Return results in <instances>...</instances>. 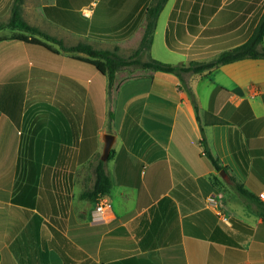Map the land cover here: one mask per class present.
I'll use <instances>...</instances> for the list:
<instances>
[{
  "label": "crops",
  "instance_id": "0c3cea01",
  "mask_svg": "<svg viewBox=\"0 0 264 264\" xmlns=\"http://www.w3.org/2000/svg\"><path fill=\"white\" fill-rule=\"evenodd\" d=\"M13 2L0 0V23ZM152 3L25 0L22 16L63 44L102 39L104 49L130 57ZM263 12L264 0H167L141 59L213 60L245 43ZM12 34L6 28L0 38ZM0 57L15 59L0 73L27 89V45L8 38ZM59 72L87 89L82 108L79 94L60 86L53 117L43 100H30L27 119L10 110L17 103L0 100V264H264V59L190 76L200 121L175 74L119 71L111 108L108 78L95 67L72 59ZM201 126L224 169L206 156ZM107 133L115 153L103 161ZM100 161L113 180L101 215L84 197Z\"/></svg>",
  "mask_w": 264,
  "mask_h": 264
},
{
  "label": "trees",
  "instance_id": "16d2710c",
  "mask_svg": "<svg viewBox=\"0 0 264 264\" xmlns=\"http://www.w3.org/2000/svg\"><path fill=\"white\" fill-rule=\"evenodd\" d=\"M25 0H14L12 8H11V16L8 22L0 23V31L3 29H10L13 34L9 37H1L0 42L10 38L13 40L21 41L29 46L31 56L33 60L36 61L37 64L44 63L46 65H54L56 63L50 61L51 58L57 57L60 59L61 51L52 47L48 42H53L58 44L61 49L64 51L77 52L86 54L87 57L79 58L75 57V60L87 63L95 67V69L102 74L103 76L108 78V91L109 95L112 96L113 87L115 85L116 75L119 71L125 69H143V70H151V71H161L166 73L175 74L181 84L179 88L185 90L189 95L198 121H200L199 116V106L197 104L195 95L191 89L189 78L192 75H201L206 72H210L220 66L234 63L240 60L245 59H264V12L262 17L255 28L253 34L250 38L243 44L235 46L231 49H226L222 51L216 58L210 61L205 62H197L191 61L188 65H174L171 63L162 62L156 59H148L142 60L141 55L143 53H148L152 42H153V34L157 25V20L160 12L164 8L167 0H153V3L147 9V26L145 30L144 37L138 47L137 50L133 52L130 57H123L117 51H109L104 49H95L93 46L89 44L80 43L78 45L72 47H65L61 41L56 39L55 37L41 31L35 26L30 25L26 22L22 16V7ZM45 12L47 16L53 20H56V15L54 14V10L51 7H46ZM37 35L41 36L38 38ZM169 47L173 50L177 51H186L185 49H179L176 46L169 43ZM74 59V58H72ZM41 60V61H40ZM57 62V60H55ZM37 64H34L36 66ZM57 65V64H56ZM33 66V67H34ZM36 67L33 68L32 74L35 76ZM39 81L34 80L32 84L29 83L30 92L35 90V85ZM51 84V83H50ZM62 88H65L68 91H76L74 93L77 95L78 100L80 102L81 108L84 103L86 92L82 90L81 84L75 81L74 79L61 75L59 83L57 84ZM60 94V91L57 90L56 93H50L51 97L47 99H43L45 102H50L52 106L56 108L57 105V94ZM111 93V94H110ZM33 95V94H32ZM55 98L56 100H54ZM114 118V114L110 112L111 121ZM222 124L223 121L215 120L212 124ZM202 137L200 139L201 145L204 148V152L206 156L211 160L213 166L217 171L224 169L220 163L219 159L213 155L211 152L207 138L205 135L204 128L201 126ZM114 149L111 150L110 156L108 160L112 159L114 156ZM113 187V180L105 169V163L100 161L95 169V183L93 188L85 193L84 197L86 199L92 201H98V199L108 196ZM68 243L72 246L69 241ZM75 247V246H74ZM76 248V247H75Z\"/></svg>",
  "mask_w": 264,
  "mask_h": 264
},
{
  "label": "rangeland",
  "instance_id": "374dc122",
  "mask_svg": "<svg viewBox=\"0 0 264 264\" xmlns=\"http://www.w3.org/2000/svg\"><path fill=\"white\" fill-rule=\"evenodd\" d=\"M26 22H28V21H26ZM38 27L44 28L43 25H39V21L37 23V28ZM45 30H47V29L45 28ZM48 31L49 30H47V32ZM49 32L51 33L52 31H49ZM4 33L7 35L10 32L6 31ZM37 37L44 40L39 35H37ZM65 42H66V39H65ZM48 43L52 47H54L55 49L61 51V57H60V59L57 57L51 58L50 61L56 63L57 65L56 64L46 65L44 63L37 64L36 61L33 60V58H32L33 66H34V64H37L36 66L32 67V71H33V68L36 67V69H37L36 72L38 71V73H36L35 76H33V74L31 73L30 84H32L34 80L39 81L35 85L36 92H34V91L30 92V88L28 86H27V89H24L23 83L21 84L20 80L17 79L16 77H8V75L0 73V100L2 101L3 99H9L10 102L17 103L16 104L17 107L12 108L10 110L13 111V114L17 115L16 117L18 119H20V117H22L23 115H26L27 116L26 119H27L29 117V115L34 111V108L31 104V101H41L43 99H47L48 97H51L50 96L51 91L54 93L57 92V90L59 88V85H57V84L59 83V80L61 78L59 70L61 68H63L64 70H65V68H70L72 58H74V60H75L76 59L75 57H79L78 55H83L84 57H87V55L83 54V53L64 51L56 43H53V42H48ZM83 44H87V43H83ZM63 45L65 47H72L73 46L70 43H65ZM104 46H105V44H104L102 39L100 40L99 43H97L96 45H93V47L95 49H104ZM27 47L29 49V46H27ZM104 50H106V49H104ZM29 52H30V49H29ZM55 60H57V62ZM14 62H15V59H5V58L0 57V71L2 70V71L7 72L8 68L11 67ZM24 63H26V62L24 61L22 64H24ZM74 63H76V62H74ZM129 76H133V75H129ZM124 77L126 78L127 74H124ZM81 88H82V90H84L87 93V89L84 86H81ZM108 97H109V102L111 103V108H112V104H113V100H114V92L112 93V96H111V95H109V91H108ZM85 98H86V95H85ZM53 99L56 100L55 98H53ZM19 105H21L20 108H19ZM48 105H49V109H48V113H47L48 116H52V117L55 116V114H56L55 107L52 106V104H50V102Z\"/></svg>",
  "mask_w": 264,
  "mask_h": 264
},
{
  "label": "water",
  "instance_id": "95a60500",
  "mask_svg": "<svg viewBox=\"0 0 264 264\" xmlns=\"http://www.w3.org/2000/svg\"><path fill=\"white\" fill-rule=\"evenodd\" d=\"M114 141H115L114 135H112L110 133L105 134V136H104L105 146H104V151H103V155H102L103 161L108 160L110 153H111V150H112V147H113V144H114Z\"/></svg>",
  "mask_w": 264,
  "mask_h": 264
},
{
  "label": "built area",
  "instance_id": "2783aa9c",
  "mask_svg": "<svg viewBox=\"0 0 264 264\" xmlns=\"http://www.w3.org/2000/svg\"><path fill=\"white\" fill-rule=\"evenodd\" d=\"M261 196L262 198H264V194H262ZM215 201L216 200L214 197H209V202H215ZM106 207H107V200L104 197L98 199L96 204L97 213L101 215L105 211Z\"/></svg>",
  "mask_w": 264,
  "mask_h": 264
}]
</instances>
